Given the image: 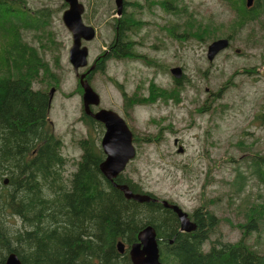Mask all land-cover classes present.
<instances>
[{
    "label": "trees",
    "instance_id": "trees-1",
    "mask_svg": "<svg viewBox=\"0 0 264 264\" xmlns=\"http://www.w3.org/2000/svg\"><path fill=\"white\" fill-rule=\"evenodd\" d=\"M28 1L0 0V264H4L9 254H15L21 264H131L128 249L137 242L138 232L149 226L156 233L161 264H264V242H260L264 233V202L249 208L238 204L231 211V214L241 218L229 223L241 233L235 243L211 239L218 229V219L214 212H203V209L193 211L195 231L181 233L172 210L160 203L138 204L126 200L122 192L101 175L99 164L104 156L100 139L97 135L94 139L90 129H93V123L101 132L103 127L91 118L85 119L89 121L88 130L85 138L77 143L80 152L79 159L74 163L77 169L70 178L64 179L62 175L68 160L61 153L63 143L54 136L47 122L45 94L34 91L31 83L42 68L54 80L48 84L49 87L63 91L47 66L39 65L38 49L25 40V35L29 34L32 40L39 42L40 48L45 38L53 45L57 44L51 36L56 34L53 19L61 15V3L58 10L50 6L32 9ZM219 1L233 15V35L249 26L255 34L256 47L263 46L257 38L264 41L258 36L264 33V0H253L250 8L245 7V0ZM177 2L124 0L122 15L119 18L115 13L110 15L107 25L112 29L111 40L107 44V55L102 52L96 57V69L99 68L106 83L120 88L118 90L127 109L152 105L157 101L167 104L173 98H169L172 95L153 82L146 88L147 98L146 93L132 95L123 84L107 75L104 62L108 57L121 62H141L161 75L166 74L177 89L191 82L185 75L176 79L170 72L167 74L172 65H159L157 57L154 59L149 53L139 51L151 34L148 32L139 36L143 27H151L154 31V41L144 47L151 52L160 48L164 50L167 43L177 53L193 39L209 43L220 39L230 43L234 39V36L228 37L213 28L211 22L204 24L202 19L197 20L194 14L188 13L187 7L177 6ZM100 4L96 0H87L84 20L88 24L94 19ZM156 8L164 15L158 16L153 12ZM145 14L155 19L145 20ZM95 71L85 80L92 82ZM207 74L205 72L202 76L207 79ZM250 80L253 83L256 81ZM139 88L143 90L141 83ZM225 88L213 92V98L199 106L197 112L201 116L207 114L206 126L217 114L216 102L222 100ZM75 89L82 93L78 82ZM262 99V105L250 122L260 134L255 138L253 133L246 132L243 135L245 140L242 138L233 145L236 150L248 153V161L245 163L240 158H230L237 161L234 180L229 183V190L232 189L229 193L230 205L235 199L239 200L245 191L247 178L264 187V154L259 152L258 146L251 148V145L263 140L264 96ZM168 128L172 131L173 127L169 125ZM246 138H252V143L247 144ZM242 163L245 164L241 168ZM4 181H7L6 185ZM114 183L128 185L134 195L144 194L138 184L123 176H119ZM252 233L255 234L251 239L254 244H249L247 239ZM117 242L126 247L124 253L117 251Z\"/></svg>",
    "mask_w": 264,
    "mask_h": 264
},
{
    "label": "rangeland",
    "instance_id": "rangeland-1",
    "mask_svg": "<svg viewBox=\"0 0 264 264\" xmlns=\"http://www.w3.org/2000/svg\"><path fill=\"white\" fill-rule=\"evenodd\" d=\"M80 1L86 13L87 0ZM96 1L102 4L97 7L91 23L86 22L95 27L96 37L92 41L82 42L88 49L89 63L107 51L112 34V29L107 23L110 15L114 13V2ZM138 1L143 3V0ZM60 3L63 9L62 0H29L28 6L32 9L50 6L58 10ZM178 5L187 7L188 13L194 14L197 20L202 19L204 24L211 22L213 28H217L228 37L234 36V39L230 40L229 47L210 63L207 59V47L211 42H198L193 39L187 46L178 49L177 53L167 43L164 50L160 48L151 52L144 47L154 41V31L151 27H143L139 36L148 32L151 34L143 49L139 51L149 53L154 59L157 57L159 65L173 66L176 63L191 80L189 84L178 89L171 85L172 80L166 74L161 75L141 62H110L112 64L106 66L107 75L113 76L126 90L131 88L130 80L137 78L140 79L139 83L143 85L145 91L150 82H155L159 88L166 90L168 95H172L169 98H173L168 104H163L164 110L168 113V122L172 124V131L167 129L160 134L149 122V118H156L160 110L145 108L136 111V120L130 126L140 137L148 133L145 139H151L149 143H137L136 158L126 168L123 176L131 183L138 184L143 192L153 194L160 200L173 201L185 212L190 213L197 209L214 212L218 219V229L210 232V234L213 232L211 239L235 243L240 239L241 233L230 227L229 223L232 220L237 222L241 218L234 213L231 214V211L238 204L249 208L251 205L256 206L264 202V187L257 186L249 178L239 200L235 199L234 204L230 205L229 199V193L232 191L229 190V183L234 180V169L237 168L235 165L237 161L230 158H240L242 161L245 160V163L248 161V153L236 150L233 145L242 138L245 140L243 135L246 132L253 133L255 138L260 134L254 130L250 122L253 114L262 105L264 96V81H259L264 78V41L256 37L263 43V46L256 47L255 34L249 26L236 31L233 35V15L219 0H178ZM153 12L158 16L164 15L158 8ZM61 16L53 19V30L56 34L54 33L51 38L57 44L53 45L45 38L40 48L39 42L32 40L29 34L25 35V40L38 49L39 65L47 66L48 72L54 74L58 87L63 91L61 102L53 99L52 108L56 110L54 133L63 143L61 153L68 160L63 177L68 179L74 172V163L79 159L77 143L78 140L85 138L86 128L77 122L80 106L75 88L78 79L68 61L72 39L62 24ZM144 19L155 18L145 14ZM258 36L264 38V33ZM39 70L31 87L48 97L50 88L48 84L52 79L45 70L42 68ZM205 72H208L207 79L202 76ZM236 73L238 74L235 75ZM250 75L259 82L253 83L248 78ZM92 84L100 96L101 105L104 108L111 106L116 98L115 90L104 81L101 73L93 76ZM221 87L226 88L222 100L216 102L217 114L209 126H206L207 114L201 116L197 110ZM59 107L61 112L58 111ZM196 125L198 128L192 129ZM90 132L93 133L90 134L94 139L102 135L97 126L90 129ZM261 138L263 140H259L257 145H251V148L258 146L259 152L264 154V134ZM175 140L183 147L184 154H177ZM246 140L247 144L253 141L252 138ZM245 163H242L241 168ZM253 237L254 233L248 237L247 243L254 244L251 240ZM260 242H264V233L260 237Z\"/></svg>",
    "mask_w": 264,
    "mask_h": 264
},
{
    "label": "water",
    "instance_id": "water-1",
    "mask_svg": "<svg viewBox=\"0 0 264 264\" xmlns=\"http://www.w3.org/2000/svg\"><path fill=\"white\" fill-rule=\"evenodd\" d=\"M68 7L62 14L61 20L70 33L72 44L68 51V61L75 75L79 78V84L82 90L83 106L87 115L95 121L100 122L105 127V134L101 140V148L105 155V160L100 163L99 171L101 175L108 180L112 186L121 191L125 199L133 200L138 204L157 203L158 201L148 195H134L126 186H118L114 183L115 179L124 170L126 164L135 156V150L132 146L131 133L125 128L124 123L116 114L108 110H100L92 114L89 110L90 106H98L99 97L84 81L86 74L79 76L78 70L87 66L88 51L86 47H82V41L89 42L95 37V30L84 25L82 15L84 7L78 0H62ZM252 0H247V7H250ZM115 15L120 17L123 12L124 0H114ZM229 46V40L220 39L212 42L207 48V59L211 62L215 56L225 50ZM93 70V67L88 72ZM172 76L176 79L181 78V68L171 70ZM54 90H51L50 100ZM178 153H182L179 149ZM7 181H4V185ZM161 205L173 211L179 221V231L181 233H191L195 231L196 226L187 219V215L183 213L177 206L170 205L166 201H162ZM137 242L133 243L129 249V258L131 264H161L159 261V250L157 245L156 233L152 227H146L138 232ZM117 251L122 254L124 246L122 243L116 244ZM5 264H20L18 257L11 254L6 259Z\"/></svg>",
    "mask_w": 264,
    "mask_h": 264
},
{
    "label": "flooded vegetation",
    "instance_id": "flooded-vegetation-1",
    "mask_svg": "<svg viewBox=\"0 0 264 264\" xmlns=\"http://www.w3.org/2000/svg\"><path fill=\"white\" fill-rule=\"evenodd\" d=\"M105 55H107V52H106V54H104V56ZM136 60H138V59H136ZM97 61L98 60H96V59H94V61L92 62V65L94 64V62H96L95 63V65H96V67H97ZM110 62H121V60H117V59H114V58H112V57H108L107 58V60H105V62H104V65H105V68H106V66L108 65V64H112V63H110ZM142 65H144V64H142ZM145 66V65H144ZM172 67V66H171ZM171 67L170 68H168V70H167V74L169 73V71H170V69H171ZM99 69V68H98ZM98 69H96L95 68V70H97V71H95L94 73H93V76L94 75H96L97 73H99V71H98ZM88 69L86 68L85 70H82V71H80L79 72V74L80 75H82V74H84L86 71H87ZM93 78V77H92ZM113 79L114 80H116L114 77H113ZM90 84H91V82L89 81V80H87ZM129 81V80H128ZM130 82H131V88H130V92L132 93V95L133 94H141V96L143 95V93H146V91H145V89H144V87H143V85H142V88H143V90H141L140 88H139V86H140V79H137V78H132V80H130ZM150 84V83H149ZM149 84H148V86H149ZM153 84L155 85V86H157V87H160L157 83H155V82H153ZM171 85H174V86H177L174 82H172V84ZM147 86V87H148ZM114 88V87H113ZM120 90V88H114V90H115V95H116V98H115V101L112 103V105L111 106H109V107H107L109 110H111V111H114L115 113H117L122 119H126V120H128V113L125 111V109H124V107H123V102H122V94H121V92L119 91ZM51 90H54V92H53V97H52V99H51V102H50V104H49V101H50V96H49V94H48V97H47V95L45 94V96H46V98H47V102H48V110H47V116H48V118H47V122H48V124L53 128L52 129V133L54 134V121H56V119H55V112H56V110H54L53 108H52V103H53V99L54 100H57V101H60L61 102V92H59V91H56V88H49V93L51 92ZM171 93V92H170ZM77 94H78V100H79V116H78V119H77V122L78 123H82L83 124V126L85 127V128H87V126H88V122L89 121H86L85 119L86 118H91L89 115H87V113H86V111H85V108H83V106H82V104H81V94H79L78 92H77ZM101 100V99H100ZM59 103V102H58ZM56 104V103H55ZM60 104V103H59ZM106 108V109H107ZM100 109H105V108H103V106L101 105V103L99 102V105H98V107H91V108H89V110H90V112L93 114V113H96L97 111H99ZM58 111H60L61 112V107H59V109H58ZM92 120H93V118H91ZM60 136V135H59ZM61 137V136H60ZM58 138V137H57ZM59 139V138H58ZM60 140V139H59ZM60 142H61V140H60ZM136 147V146H135ZM118 180V179H117ZM192 214H193V211H191L190 213H189V217H190V220L194 223V218H193V216H192ZM195 224V223H194Z\"/></svg>",
    "mask_w": 264,
    "mask_h": 264
},
{
    "label": "bare ground",
    "instance_id": "bare-ground-1",
    "mask_svg": "<svg viewBox=\"0 0 264 264\" xmlns=\"http://www.w3.org/2000/svg\"><path fill=\"white\" fill-rule=\"evenodd\" d=\"M219 37V36H218ZM147 69V68H146ZM76 90V89H75Z\"/></svg>",
    "mask_w": 264,
    "mask_h": 264
}]
</instances>
